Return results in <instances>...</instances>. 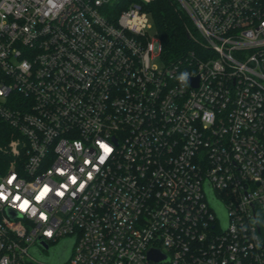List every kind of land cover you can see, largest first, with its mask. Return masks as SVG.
I'll return each mask as SVG.
<instances>
[{"label":"built area","instance_id":"built-area-1","mask_svg":"<svg viewBox=\"0 0 264 264\" xmlns=\"http://www.w3.org/2000/svg\"><path fill=\"white\" fill-rule=\"evenodd\" d=\"M152 1L0 0V264H264V0Z\"/></svg>","mask_w":264,"mask_h":264},{"label":"trees","instance_id":"trees-1","mask_svg":"<svg viewBox=\"0 0 264 264\" xmlns=\"http://www.w3.org/2000/svg\"><path fill=\"white\" fill-rule=\"evenodd\" d=\"M148 11L164 59L177 60L190 50L201 49L200 36L178 0H154L148 5ZM9 138L10 128L0 120V145L6 144ZM2 162L4 157L0 153V168Z\"/></svg>","mask_w":264,"mask_h":264},{"label":"water","instance_id":"water-1","mask_svg":"<svg viewBox=\"0 0 264 264\" xmlns=\"http://www.w3.org/2000/svg\"><path fill=\"white\" fill-rule=\"evenodd\" d=\"M47 247V245H45ZM61 249H56L53 256L57 257L58 260L61 262L66 259V256L70 253V249L64 250L62 246H60ZM60 250V251H59ZM69 250V251H68ZM149 257L155 261H162L165 259V254L161 253L160 251L156 249H151L149 252Z\"/></svg>","mask_w":264,"mask_h":264},{"label":"clouds","instance_id":"clouds-1","mask_svg":"<svg viewBox=\"0 0 264 264\" xmlns=\"http://www.w3.org/2000/svg\"><path fill=\"white\" fill-rule=\"evenodd\" d=\"M178 79V82L181 84V85H184V84H187L188 81H189V73L187 71L185 72H182L179 74V76L177 77ZM112 151L111 148H106L105 149V153L108 154ZM103 159V158H102Z\"/></svg>","mask_w":264,"mask_h":264},{"label":"rangeland","instance_id":"rangeland-1","mask_svg":"<svg viewBox=\"0 0 264 264\" xmlns=\"http://www.w3.org/2000/svg\"><path fill=\"white\" fill-rule=\"evenodd\" d=\"M192 24H193V23H192ZM193 26H194V24H193ZM194 28H195V27H194ZM153 33H155L154 29H153ZM153 63H154L155 65H157L158 68H160V69H162L163 66H164V60H163L160 56H157V57L153 60ZM68 251H69V250H68ZM46 254H48V253H46ZM51 256H52V254H51ZM52 260H53V261H58V258L55 257V256H52Z\"/></svg>","mask_w":264,"mask_h":264}]
</instances>
